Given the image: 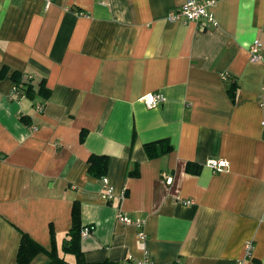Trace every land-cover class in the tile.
<instances>
[{
  "label": "crops",
  "instance_id": "obj_1",
  "mask_svg": "<svg viewBox=\"0 0 264 264\" xmlns=\"http://www.w3.org/2000/svg\"><path fill=\"white\" fill-rule=\"evenodd\" d=\"M186 1L0 0V264H18L22 234L68 264H264V0L218 1L215 25L167 20ZM13 71L48 98L14 96ZM149 93L165 101L146 108ZM91 155L108 157V201ZM118 214L143 221L144 243Z\"/></svg>",
  "mask_w": 264,
  "mask_h": 264
},
{
  "label": "trees",
  "instance_id": "obj_2",
  "mask_svg": "<svg viewBox=\"0 0 264 264\" xmlns=\"http://www.w3.org/2000/svg\"><path fill=\"white\" fill-rule=\"evenodd\" d=\"M8 73L7 67H2L0 70V79H2ZM10 79L13 83V95L17 98L26 97L27 99L33 100L35 97H41L47 99L50 90L45 86V79L34 80L33 78L22 79L20 72L13 71L10 75ZM235 84L231 83L228 89V94L231 99L234 98ZM85 138V131L82 132L80 136V141ZM143 150L148 159H153L165 155L172 150V145L166 139L159 140L155 142L146 143L143 145ZM108 170V157L107 156H97L91 155L87 160V174L95 179L100 180L102 177L106 176ZM199 168L194 164L188 163L186 165V172L198 173ZM136 173V172H134ZM136 175V174H134ZM71 220L72 226L69 234L72 235L70 241V251H74L80 256L78 239L80 235V213L79 206L74 203L71 210ZM76 243V244H74ZM46 253L50 258L51 264H68L63 258L55 254L54 251H46L44 248L35 243L26 234H22L20 244L18 247L16 261L18 264H29L31 260L39 253ZM81 263V259L77 261ZM170 264H179L176 262Z\"/></svg>",
  "mask_w": 264,
  "mask_h": 264
},
{
  "label": "built area",
  "instance_id": "obj_3",
  "mask_svg": "<svg viewBox=\"0 0 264 264\" xmlns=\"http://www.w3.org/2000/svg\"><path fill=\"white\" fill-rule=\"evenodd\" d=\"M52 0H45L46 5H49ZM220 0H188L180 7L176 8L172 12L168 14L167 20L179 22L183 21L186 23H195V24H209L215 25V19L212 14V9ZM250 52V60L255 62L260 59V52H261V43L258 40H254L252 44L249 46ZM227 76H223L225 79ZM14 90V88H13ZM165 101V98L160 93H149L142 97V102L146 108H155L158 105L162 104ZM37 111L42 110V106H36ZM262 125H264V120H262ZM1 158V156H0ZM206 166L212 169L215 172H222L225 168H227V163L224 160H214L210 159L206 162ZM166 181L170 182V179L165 175ZM101 182L103 183V188L105 191L102 193V198L106 201L110 200L112 197V189L108 184L107 178L104 176L101 178ZM183 204H191L192 201H182ZM118 220L122 222L124 225H133L138 230V237L142 243L146 240V235L142 230V223L141 219H135L125 214H118ZM90 233L89 227H83L80 231V235L87 236ZM252 249V243L248 242L245 245V252L247 255L250 254ZM131 258L126 262H119L113 264H133L131 262ZM134 264H154L152 261L148 260L147 258L134 263Z\"/></svg>",
  "mask_w": 264,
  "mask_h": 264
}]
</instances>
